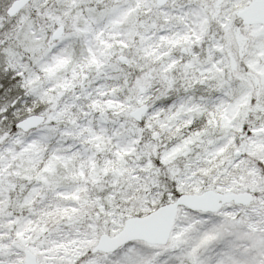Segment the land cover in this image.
<instances>
[{
	"label": "snow or ice",
	"instance_id": "obj_1",
	"mask_svg": "<svg viewBox=\"0 0 264 264\" xmlns=\"http://www.w3.org/2000/svg\"><path fill=\"white\" fill-rule=\"evenodd\" d=\"M0 264H264V0H0Z\"/></svg>",
	"mask_w": 264,
	"mask_h": 264
}]
</instances>
